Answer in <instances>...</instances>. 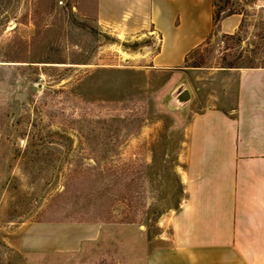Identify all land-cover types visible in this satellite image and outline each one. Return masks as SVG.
I'll use <instances>...</instances> for the list:
<instances>
[{"label": "rangeland", "instance_id": "374dc122", "mask_svg": "<svg viewBox=\"0 0 264 264\" xmlns=\"http://www.w3.org/2000/svg\"><path fill=\"white\" fill-rule=\"evenodd\" d=\"M212 3L241 22L194 74L153 65L152 0H0V264H147L170 245L194 107L225 66H264V0Z\"/></svg>", "mask_w": 264, "mask_h": 264}, {"label": "crops", "instance_id": "0c3cea01", "mask_svg": "<svg viewBox=\"0 0 264 264\" xmlns=\"http://www.w3.org/2000/svg\"><path fill=\"white\" fill-rule=\"evenodd\" d=\"M212 17V0H152L160 35L153 65L183 66L211 35ZM240 22L241 14H229L217 32L232 35ZM221 71L232 83L196 104L185 130L171 243L147 264H264V66Z\"/></svg>", "mask_w": 264, "mask_h": 264}, {"label": "trees", "instance_id": "16d2710c", "mask_svg": "<svg viewBox=\"0 0 264 264\" xmlns=\"http://www.w3.org/2000/svg\"><path fill=\"white\" fill-rule=\"evenodd\" d=\"M214 7V6H213ZM232 13H236V11L235 10H229V9H227V10H214L213 9V29L215 28V30H217V26H218V23H219V21L223 18V17H225V16H227V15H229V14H232ZM228 35V34H227ZM230 36H233V35H230ZM195 49H197V47H195L194 49H192L186 56H185V60H184V64H183V66H185V67H201L202 65L201 64H196V63H191V62H189V57H190V55L192 54V52H194L195 51ZM225 67H232V66H230V65H227V66H225Z\"/></svg>", "mask_w": 264, "mask_h": 264}, {"label": "water", "instance_id": "95a60500", "mask_svg": "<svg viewBox=\"0 0 264 264\" xmlns=\"http://www.w3.org/2000/svg\"><path fill=\"white\" fill-rule=\"evenodd\" d=\"M172 98L173 100L181 105L185 106L188 101L190 100V91L188 88L184 87L183 84L179 85L173 92H172Z\"/></svg>", "mask_w": 264, "mask_h": 264}, {"label": "built area", "instance_id": "2783aa9c", "mask_svg": "<svg viewBox=\"0 0 264 264\" xmlns=\"http://www.w3.org/2000/svg\"><path fill=\"white\" fill-rule=\"evenodd\" d=\"M60 3H61V1H60Z\"/></svg>", "mask_w": 264, "mask_h": 264}]
</instances>
